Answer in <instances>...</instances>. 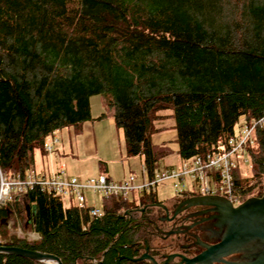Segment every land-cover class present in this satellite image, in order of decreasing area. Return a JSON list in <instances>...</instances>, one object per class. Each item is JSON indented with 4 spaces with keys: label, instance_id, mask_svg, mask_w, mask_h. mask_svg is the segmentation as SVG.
<instances>
[{
    "label": "trees",
    "instance_id": "trees-1",
    "mask_svg": "<svg viewBox=\"0 0 264 264\" xmlns=\"http://www.w3.org/2000/svg\"><path fill=\"white\" fill-rule=\"evenodd\" d=\"M96 94L114 109L127 155L143 157L149 177L165 153L152 142L162 110H173L183 164L224 151L237 124L264 116V0H0L5 175L35 170L36 150L45 154L57 130L81 128ZM246 152L249 176L234 171L242 197L264 180V127ZM145 197L158 200L153 190L135 200L104 195L103 215L92 217L90 206L36 186L0 209V231L7 246L63 264H144L132 259L147 234L127 211ZM13 213L37 240L11 233ZM0 264L48 263L0 253Z\"/></svg>",
    "mask_w": 264,
    "mask_h": 264
},
{
    "label": "rangeland",
    "instance_id": "rangeland-1",
    "mask_svg": "<svg viewBox=\"0 0 264 264\" xmlns=\"http://www.w3.org/2000/svg\"><path fill=\"white\" fill-rule=\"evenodd\" d=\"M90 105L91 118L83 122L81 128L67 126L55 131L47 139L46 144H53L54 152H48L46 155L41 150H36L35 169L40 170L39 172L42 169L47 174L55 172V174L62 177H76L82 182L89 180L88 178L98 177L103 174L116 182L124 181L134 176L137 183H140L143 180V157L127 155L123 131L116 124L114 109L107 106L102 94L91 96ZM172 112L173 110L171 109L161 111V114L167 115V117L156 122L157 127L161 129L152 135V142L156 150L165 151L158 161L160 172L168 170L179 171L183 167V161L178 154L177 130L175 128V119L171 116ZM240 129L239 123L235 128L236 134H240ZM54 138L57 139V142L52 143ZM236 159L239 162L237 170L240 171L242 176H249L250 162L247 152H240ZM31 171L35 172V170ZM36 175L46 177V175L37 173ZM145 176L148 177L147 172ZM187 180L191 182L180 183L179 187L176 188V180L166 179L154 188L146 190H153L156 197L162 200L174 199L179 191L189 189L188 186H184L188 183L193 185L194 190L198 188L203 190L202 183L197 184V180L192 174ZM260 189L264 193V180L254 191H259ZM143 191L139 189L129 191L128 197L130 200L138 199L140 192ZM85 196L87 205H96L98 207L102 205L103 193L87 191ZM63 200L66 204L70 203V199L67 196ZM9 221L8 226L11 233L16 234L19 238L23 237L29 240H37L39 238L36 232L25 231L18 225L20 221L17 214L13 213V217ZM15 225L17 226L16 228L14 227ZM50 264H56V262H50Z\"/></svg>",
    "mask_w": 264,
    "mask_h": 264
},
{
    "label": "built area",
    "instance_id": "built-area-1",
    "mask_svg": "<svg viewBox=\"0 0 264 264\" xmlns=\"http://www.w3.org/2000/svg\"><path fill=\"white\" fill-rule=\"evenodd\" d=\"M240 126V134H235L228 140L227 145L224 146V151L210 153L206 157H194L190 165L183 164L179 171L168 170L160 172L159 168L156 167L152 177L145 176L147 170L144 166L143 180L140 183H137L134 176L127 180L116 182L101 174L98 177L82 182L76 177H62L55 173L50 176L40 177L31 170L24 174L10 177L4 175L0 169V209L12 202L15 196H19L36 186L41 187L43 190L54 192L63 198L67 196L70 201L74 199L81 207H87L89 206L85 196L87 191L129 198V191L151 189L166 179L176 180L175 187L178 188L180 183L190 181L187 180L190 174L196 178L197 184L202 183L203 191L222 194L231 202L241 204L242 201H245L244 197L234 192V171L239 165L236 157L240 152L246 151L248 145L254 144L255 129L264 127V116L250 123L242 122ZM55 142H57L56 138L53 139L52 143ZM46 149L49 153L53 152V144L47 145ZM184 186L193 188L191 183ZM90 214L92 217H101L103 215V203L100 207L96 205L90 206ZM6 242L7 240L0 231V246L7 245Z\"/></svg>",
    "mask_w": 264,
    "mask_h": 264
},
{
    "label": "flooded vegetation",
    "instance_id": "flooded-vegetation-1",
    "mask_svg": "<svg viewBox=\"0 0 264 264\" xmlns=\"http://www.w3.org/2000/svg\"><path fill=\"white\" fill-rule=\"evenodd\" d=\"M212 196L226 198L222 194L205 192L201 188H189L179 191L177 196L170 200H162L159 197L155 201L146 197L137 200L127 213L130 214V220L135 219L137 225H142L148 239H143L142 244L135 248V258L147 252L158 264H191V260L203 254L209 247L220 243L227 230L222 214L215 211L213 206L192 202L195 198ZM254 196H261L260 191H252L244 200ZM232 203L234 206L239 205L237 202ZM243 255V252L236 251L219 256L217 260L202 263L197 261L192 264L240 262ZM140 261L153 264L150 259Z\"/></svg>",
    "mask_w": 264,
    "mask_h": 264
},
{
    "label": "water",
    "instance_id": "water-1",
    "mask_svg": "<svg viewBox=\"0 0 264 264\" xmlns=\"http://www.w3.org/2000/svg\"><path fill=\"white\" fill-rule=\"evenodd\" d=\"M208 197V196H206ZM197 205L213 206L215 211L222 214L223 222L227 226L222 241L209 247L203 254L197 256L189 263L217 260L219 256L241 251L244 253L240 262H227L228 264H264V193L261 196L249 197L238 206L222 196L209 198L199 197L192 200ZM37 205L32 206V215L29 223L35 219ZM148 248V247H147ZM148 250V249H147ZM0 253L15 254L50 264L49 259L56 264H63L61 259L50 253L24 249L17 246H0ZM150 259L153 264L158 262L147 252L134 261Z\"/></svg>",
    "mask_w": 264,
    "mask_h": 264
},
{
    "label": "crops",
    "instance_id": "crops-1",
    "mask_svg": "<svg viewBox=\"0 0 264 264\" xmlns=\"http://www.w3.org/2000/svg\"><path fill=\"white\" fill-rule=\"evenodd\" d=\"M54 152V151H53ZM47 153L48 152H46L45 154L47 155ZM56 155V154H55ZM57 156V155H56ZM40 170H37V169H35V172L37 173V174H39V175H46V176H49V175H51L53 172H51V173H49V174H47V173H45V171H43L42 169H41V172H39ZM55 173V172H54ZM91 178H93V177H91ZM110 178V177H109ZM88 179H90V178H88Z\"/></svg>",
    "mask_w": 264,
    "mask_h": 264
},
{
    "label": "bare ground",
    "instance_id": "bare-ground-1",
    "mask_svg": "<svg viewBox=\"0 0 264 264\" xmlns=\"http://www.w3.org/2000/svg\"><path fill=\"white\" fill-rule=\"evenodd\" d=\"M48 261H49V262H52L53 260L49 259Z\"/></svg>",
    "mask_w": 264,
    "mask_h": 264
}]
</instances>
